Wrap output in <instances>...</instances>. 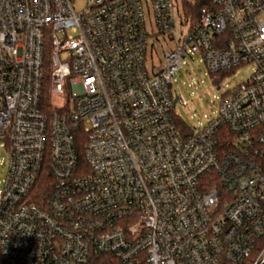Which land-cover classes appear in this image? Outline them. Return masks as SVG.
<instances>
[{
	"label": "built area",
	"instance_id": "1",
	"mask_svg": "<svg viewBox=\"0 0 264 264\" xmlns=\"http://www.w3.org/2000/svg\"><path fill=\"white\" fill-rule=\"evenodd\" d=\"M84 1L0 0V264H264V0ZM190 55L252 70L186 133Z\"/></svg>",
	"mask_w": 264,
	"mask_h": 264
},
{
	"label": "rangeland",
	"instance_id": "2",
	"mask_svg": "<svg viewBox=\"0 0 264 264\" xmlns=\"http://www.w3.org/2000/svg\"><path fill=\"white\" fill-rule=\"evenodd\" d=\"M183 1L175 0V3L179 14L188 17L189 25L192 24L193 14L199 12V8L195 7L196 0H185L189 6L183 8ZM84 4V0H75L74 6L77 10H81ZM176 30L179 34V25ZM164 50H166V46H156V53H153L152 56L154 65H162ZM251 70V65H246L237 68L233 72L224 71L212 74L208 71L200 56L190 55L182 59L180 68L172 78V87L185 103L183 104L179 100L174 104L175 117L192 130L206 126L217 114L222 93L233 89L242 82H246ZM3 154V151H0L1 157ZM4 173V166H0V178L4 176Z\"/></svg>",
	"mask_w": 264,
	"mask_h": 264
},
{
	"label": "trees",
	"instance_id": "3",
	"mask_svg": "<svg viewBox=\"0 0 264 264\" xmlns=\"http://www.w3.org/2000/svg\"><path fill=\"white\" fill-rule=\"evenodd\" d=\"M205 1L204 0H196V4L195 7L198 9L199 8V12H197L196 14H193L194 18L192 19V25H197L200 21V10L202 8V6L204 5ZM183 8H185V6H189L187 1H183ZM184 10V9H183ZM46 71H47V75H48V62L46 61ZM48 80H45L44 83V88H43V95H42V103L44 106H47L48 104ZM176 123L177 125L180 127L181 130H185L186 133L190 132V128L184 123L182 122L180 119L176 118ZM80 140L78 139L77 141V148L79 150V158L82 160V154H81V149H82V142H79ZM50 174L47 172L44 173V175L40 176L39 180L37 181L36 184V188L34 189V193L32 195V199L35 201H39L42 196H44V194L46 193V190L48 189V186L46 184L47 180H48V176ZM85 264H122L120 262V260L116 257H114L113 255L110 254H104V253H99V254H95L92 255L91 258L89 259V261Z\"/></svg>",
	"mask_w": 264,
	"mask_h": 264
},
{
	"label": "water",
	"instance_id": "4",
	"mask_svg": "<svg viewBox=\"0 0 264 264\" xmlns=\"http://www.w3.org/2000/svg\"><path fill=\"white\" fill-rule=\"evenodd\" d=\"M174 102H176V98L174 99Z\"/></svg>",
	"mask_w": 264,
	"mask_h": 264
}]
</instances>
